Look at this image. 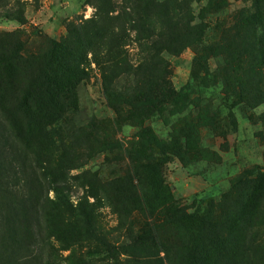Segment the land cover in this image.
Instances as JSON below:
<instances>
[{
	"label": "trees",
	"instance_id": "16d2710c",
	"mask_svg": "<svg viewBox=\"0 0 264 264\" xmlns=\"http://www.w3.org/2000/svg\"><path fill=\"white\" fill-rule=\"evenodd\" d=\"M170 1L118 5L99 0L96 20L68 22L64 37L47 39L32 53L26 51L20 30L0 33V117L15 139L14 158L0 153V218H16L18 224L9 225L15 238L46 230L55 240L67 237L69 245L79 236V244L88 249L105 245L100 212L109 207L129 241L119 254L134 264H227L231 242L237 239L231 237L234 215H227L224 203L233 199L238 204L243 196L222 195L216 204L190 210L193 205L177 201L163 177L170 158L187 165L205 154L199 146L202 127L218 128L217 116L195 97L201 75L205 81L214 76L205 52L216 47L203 44L205 26L186 15L189 4ZM5 8L0 4L1 18L25 23L21 10L7 14ZM114 12L116 26L106 30L102 20H111L107 16ZM260 24L257 13H242L234 28L222 30L223 42L217 45L228 56L221 69L224 86L249 107L264 103ZM130 41L143 53L135 66L124 49ZM187 47L195 52L194 70L189 84L177 91L162 56H176ZM90 63L99 71L114 117L106 123L75 124L77 87L90 78ZM152 117L169 125L168 138L146 124ZM62 123L66 129L60 128ZM127 127L134 131L119 138ZM98 154L122 162L121 174L104 181L80 170ZM253 168L257 174L259 167ZM258 179L250 180L248 198ZM73 188L81 193L76 202Z\"/></svg>",
	"mask_w": 264,
	"mask_h": 264
},
{
	"label": "rangeland",
	"instance_id": "374dc122",
	"mask_svg": "<svg viewBox=\"0 0 264 264\" xmlns=\"http://www.w3.org/2000/svg\"><path fill=\"white\" fill-rule=\"evenodd\" d=\"M116 4L127 3L129 0H114ZM170 1V0H159ZM180 0L170 1L176 2ZM189 4L186 15L194 16V23H201L204 28V45L216 47L205 52L207 67L213 78L205 81L204 76L197 82L200 88L196 90L198 101L206 105L208 113L218 118V128L202 127L199 133L200 154L198 160L183 165L176 158L163 167V177L170 186L175 199L181 204L190 206V210H202L210 204H216L223 195L233 198L239 193L243 201L235 204V200L226 201L227 215L231 219V242L227 264H264V103L249 107L243 102H237L236 93L231 87L223 84L221 69L227 61V51L217 47L223 42L221 35L225 28H234L242 13L257 16L261 24L256 26L257 33L264 35V0H184ZM0 4L9 11L17 9L23 12V25L15 20L0 17V33L20 30L26 43L27 52H37L47 39L58 40L67 34L68 22L97 19L95 16L99 0H0ZM111 20L104 19V28H115L114 16ZM134 33H131L133 39ZM158 42V38H152ZM124 49L128 58L135 66L140 62L143 53L136 42L130 41ZM91 54L88 55L90 60ZM171 68L170 80L175 90L189 84L194 70L195 52L187 47L176 56L163 53ZM90 78L77 87L78 111L72 115L75 124H86L91 121L106 123L114 117L108 107L100 87V74L94 63H90ZM125 81L121 80V84ZM163 120L152 117L147 125L162 139L168 138L169 125ZM6 124L0 117V153L5 151L9 159L14 158L11 144L14 136L5 128ZM61 124V129H66ZM134 130L124 128L119 138L129 137ZM259 167L256 174L253 167ZM124 164L111 155L98 154L91 158L80 170H89L99 175L104 181H109L121 174ZM76 171H72L75 174ZM258 175L254 184L253 197L248 198L250 180ZM252 192V191H251ZM72 200L76 202L80 191L73 188ZM51 195V193H50ZM234 211V213H233ZM5 213V212H4ZM101 240L105 245H97L88 249L79 244L81 237H75L72 245L64 240H55L42 230L40 234L18 238L12 223L18 222L14 216L0 218V264H134L125 255L119 254L121 246L128 244L118 219L109 207L101 210ZM43 227V222H42ZM163 257V254H161ZM154 264V263H150Z\"/></svg>",
	"mask_w": 264,
	"mask_h": 264
}]
</instances>
